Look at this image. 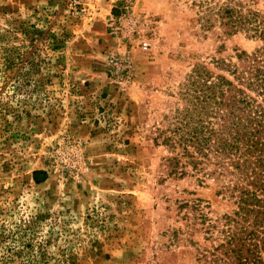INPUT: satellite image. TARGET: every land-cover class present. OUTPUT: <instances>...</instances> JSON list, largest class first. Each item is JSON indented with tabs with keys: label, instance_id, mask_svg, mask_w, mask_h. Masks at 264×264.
Instances as JSON below:
<instances>
[{
	"label": "rangeland",
	"instance_id": "1",
	"mask_svg": "<svg viewBox=\"0 0 264 264\" xmlns=\"http://www.w3.org/2000/svg\"><path fill=\"white\" fill-rule=\"evenodd\" d=\"M113 1L0 0V264H239L255 188L174 142L223 123L196 98L263 46L224 11L264 15V0H136L156 23L148 52L111 36ZM125 50L129 81L108 66Z\"/></svg>",
	"mask_w": 264,
	"mask_h": 264
},
{
	"label": "trees",
	"instance_id": "2",
	"mask_svg": "<svg viewBox=\"0 0 264 264\" xmlns=\"http://www.w3.org/2000/svg\"><path fill=\"white\" fill-rule=\"evenodd\" d=\"M224 17H229L235 32H245L248 38L261 40L263 46L248 56V66L238 71L236 85L221 79L215 85L220 90H204L202 96L196 98L206 105L214 101L216 107L211 114L214 118L219 114V119L223 121L218 130L208 123L202 126L200 134H189L190 139L174 142V145L184 144L185 150L187 145L194 147L197 155L204 159L211 153L215 154L219 157L218 166L227 164L240 171L247 185L255 188L254 192H242L237 213L245 220L255 213V223L248 235L244 234L248 227L234 233L230 244L239 245L232 251L237 253L239 264H263L260 253L264 252V239L257 235V231L264 225V221L258 220L259 215L263 214L260 208L264 203L258 198V193L264 194V15L239 5L237 9L225 10ZM230 91L232 94L227 95ZM172 141L170 138V143ZM190 156L191 163L197 167L201 163L197 160L199 157ZM173 161L177 165V160ZM37 176L46 179L47 173L34 172V179L39 183ZM234 221L237 222L228 218V222Z\"/></svg>",
	"mask_w": 264,
	"mask_h": 264
},
{
	"label": "built area",
	"instance_id": "3",
	"mask_svg": "<svg viewBox=\"0 0 264 264\" xmlns=\"http://www.w3.org/2000/svg\"><path fill=\"white\" fill-rule=\"evenodd\" d=\"M155 20L136 11V0H114L107 22L111 36L126 42L129 46L148 52L152 48ZM112 76L124 81L134 77L135 66L131 51L125 50L121 57H113L108 62Z\"/></svg>",
	"mask_w": 264,
	"mask_h": 264
}]
</instances>
